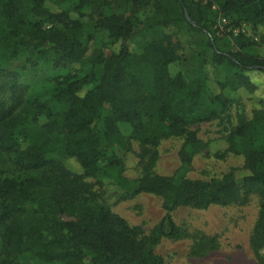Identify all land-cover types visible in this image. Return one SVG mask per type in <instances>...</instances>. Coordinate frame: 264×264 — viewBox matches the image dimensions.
I'll list each match as a JSON object with an SVG mask.
<instances>
[{
	"label": "trees",
	"instance_id": "trees-1",
	"mask_svg": "<svg viewBox=\"0 0 264 264\" xmlns=\"http://www.w3.org/2000/svg\"><path fill=\"white\" fill-rule=\"evenodd\" d=\"M47 1L0 0V264H19L24 254L45 264H164L157 244L181 236L174 210L244 202L252 194L260 208L251 248L264 264V55L244 50L252 37L240 34L232 43L217 26L223 16L264 36V0H51L56 10ZM166 26L203 36L211 61L231 69L221 86L239 94L246 114L227 135V150L243 154L244 165L221 177L125 175L132 157L152 168L157 153L146 161L148 149L170 136L183 139L179 157L189 171L191 148L207 145L191 125L221 118L232 102L170 73L180 54L159 31ZM101 30L113 38L111 54L102 44L88 54ZM156 31L142 51L129 49L135 35ZM23 56L32 65L52 56L72 72L30 95L10 67ZM1 158L12 168L4 169ZM141 193L160 196L166 210L149 233L110 208Z\"/></svg>",
	"mask_w": 264,
	"mask_h": 264
},
{
	"label": "rangeland",
	"instance_id": "rangeland-1",
	"mask_svg": "<svg viewBox=\"0 0 264 264\" xmlns=\"http://www.w3.org/2000/svg\"><path fill=\"white\" fill-rule=\"evenodd\" d=\"M47 4L52 9H58L51 0H48ZM122 7L124 6H120ZM212 8H216V4H213ZM88 13L89 11L84 12V19L89 18ZM148 13V9L141 10L137 12V17L144 19ZM71 16L76 18L78 13L72 11ZM217 26L229 32L232 39L240 34L252 37L254 41L250 40L252 43L244 50L264 55L263 30H255L245 22L235 24L223 16L217 18ZM159 31L172 37L180 54V59L169 65L172 75L182 72L187 81L202 82L210 93L223 94L232 99V102L221 118L191 125L190 128L196 129L199 138L207 145L191 148L194 161L189 171H184L179 157L183 139L170 136L161 139L156 147L148 149L146 161L151 153H157L152 168L148 169L145 163L136 165L135 157H132L128 160L125 175L135 179L152 172L176 175L178 178L185 175L211 179L221 177L232 168H241L244 165L243 154L227 150L229 146L227 135L246 114L244 105L238 102L239 94L230 86H221L231 69L227 65L213 63L204 37L190 29L166 26L161 27ZM159 31L135 35L128 42L129 49L136 53L142 51L146 42L155 38ZM112 41L113 38L108 31H99L94 41L89 43L88 54L97 44H102L105 54L110 55L113 50ZM233 49L238 50L234 45ZM10 67L19 72L20 81L28 86L30 95H41L42 86L51 84V79L72 72L61 64L55 65L52 56L40 59L33 65L27 61L26 56H23L12 61ZM82 71L79 74H82ZM130 131L129 126L122 125L123 134L129 135ZM131 143L136 151L142 152L143 146L138 140H131ZM216 152L222 156H216ZM64 162L70 163L67 159ZM1 164L4 169L12 168L10 163L2 158ZM105 164L106 162L102 161L100 166ZM88 179L92 183L95 182L94 178ZM110 208L130 224L141 226L146 233H149L166 213L163 199L149 193H141L123 201L114 200ZM259 208L260 200L256 194L250 195L244 202L212 205L206 209L179 207L172 212V215L180 228L181 236L163 238L157 244L156 251L164 258V264H259L251 248V237ZM16 260L19 264H45L29 254L20 255Z\"/></svg>",
	"mask_w": 264,
	"mask_h": 264
}]
</instances>
